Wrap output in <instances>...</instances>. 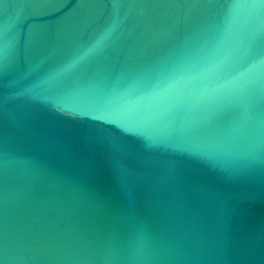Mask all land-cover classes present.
I'll list each match as a JSON object with an SVG mask.
<instances>
[{
    "label": "water",
    "instance_id": "obj_1",
    "mask_svg": "<svg viewBox=\"0 0 264 264\" xmlns=\"http://www.w3.org/2000/svg\"><path fill=\"white\" fill-rule=\"evenodd\" d=\"M0 264H264V0H0Z\"/></svg>",
    "mask_w": 264,
    "mask_h": 264
}]
</instances>
